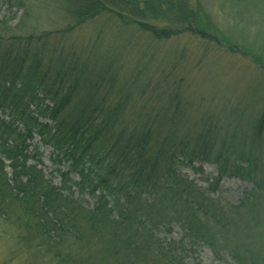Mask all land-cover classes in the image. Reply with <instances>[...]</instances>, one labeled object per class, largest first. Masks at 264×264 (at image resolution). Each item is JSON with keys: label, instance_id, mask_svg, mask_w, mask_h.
I'll use <instances>...</instances> for the list:
<instances>
[{"label": "trees", "instance_id": "trees-1", "mask_svg": "<svg viewBox=\"0 0 264 264\" xmlns=\"http://www.w3.org/2000/svg\"><path fill=\"white\" fill-rule=\"evenodd\" d=\"M62 1L66 21L56 31L4 33L13 20L0 15V222L39 264H194L189 259L203 249L237 264H264V252L252 247L264 241L252 235L264 225V166L253 154L257 141L264 148V112L245 154L217 127H181L176 97L162 114L143 102L151 82H124L116 66L124 61L89 46V64H98L91 69L77 50L70 52L84 63L64 49L72 33L97 22V40L109 22L125 32L128 51L188 32L212 39L200 28L203 8L196 0ZM26 3L0 0L14 14L29 10L20 30L29 25ZM42 148L58 167L48 176ZM198 163L216 167L207 190L181 173ZM227 179L251 184L234 207L215 199ZM173 224L183 239L163 240Z\"/></svg>", "mask_w": 264, "mask_h": 264}, {"label": "rangeland", "instance_id": "rangeland-1", "mask_svg": "<svg viewBox=\"0 0 264 264\" xmlns=\"http://www.w3.org/2000/svg\"><path fill=\"white\" fill-rule=\"evenodd\" d=\"M25 1L27 7L30 5L31 12L27 21L29 25L22 28L24 31L16 25L29 10L22 9L14 14L15 10L10 12L7 7L0 8L1 16L8 22L13 20L1 27L4 33L21 36L32 31H56L66 21L67 8L62 0ZM195 5L203 8L206 18L200 28L206 29L212 39L203 40L188 32L165 42L152 41L149 43L152 48L140 45L136 50L131 46L133 51H128L125 44L129 39H124V31L109 29L110 23L107 22V28L97 40L96 32L102 23H88L66 39V56L70 60L74 57H79L81 62L87 60L92 69L98 64H89V52L93 51L89 50V46L97 48V52L104 50L106 56L114 61H124L123 64L116 63L124 82L134 77L140 84L151 82L143 102L149 99L147 102L152 101L150 103L162 114L165 106L171 107L170 98L176 97L173 105L179 106L181 114L177 123L181 127H217L220 135H228L224 138L233 141L235 148L249 154L253 146L252 123L258 121L264 112V0H196ZM143 42L147 43L144 39ZM70 50H77L83 60ZM135 53H138L139 63ZM36 142L39 145V140ZM41 153L48 176L58 167L50 160L51 150L42 149ZM253 154L264 166V148L260 141L256 142ZM181 173L206 190L217 178L216 167L208 163L182 167ZM54 175L58 184V175ZM250 188L249 183L227 179L218 185L215 199L225 207H234ZM77 197L87 207L92 203L89 196ZM167 229L170 232L162 231L163 234H160L163 240L177 242L183 239L184 233L179 226L173 224ZM261 234L264 235V225L253 228L254 237L260 238ZM15 237L14 229L0 222V264H39L35 256L22 250ZM252 247L264 252V241H258ZM189 261L194 264H237L228 257L217 258L206 249L193 255Z\"/></svg>", "mask_w": 264, "mask_h": 264}]
</instances>
